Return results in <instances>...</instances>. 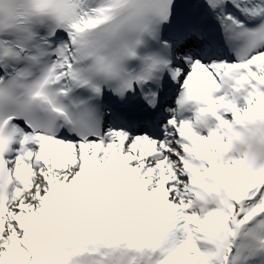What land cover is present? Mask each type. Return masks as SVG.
<instances>
[{"label": "snow or ice", "instance_id": "6c2138e0", "mask_svg": "<svg viewBox=\"0 0 264 264\" xmlns=\"http://www.w3.org/2000/svg\"><path fill=\"white\" fill-rule=\"evenodd\" d=\"M0 264H264V0H0Z\"/></svg>", "mask_w": 264, "mask_h": 264}]
</instances>
